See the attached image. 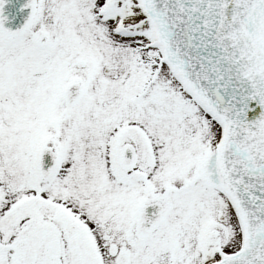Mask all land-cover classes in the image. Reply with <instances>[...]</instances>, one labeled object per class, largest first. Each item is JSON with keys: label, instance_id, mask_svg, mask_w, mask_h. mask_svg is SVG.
I'll return each mask as SVG.
<instances>
[{"label": "snow or ice", "instance_id": "snow-or-ice-1", "mask_svg": "<svg viewBox=\"0 0 264 264\" xmlns=\"http://www.w3.org/2000/svg\"><path fill=\"white\" fill-rule=\"evenodd\" d=\"M0 0V264H264V0Z\"/></svg>", "mask_w": 264, "mask_h": 264}, {"label": "water", "instance_id": "water-1", "mask_svg": "<svg viewBox=\"0 0 264 264\" xmlns=\"http://www.w3.org/2000/svg\"><path fill=\"white\" fill-rule=\"evenodd\" d=\"M24 3V0H9L6 5L5 14L9 17L8 25L11 27H16L22 23V17L26 15L27 10L23 13L19 11L20 6Z\"/></svg>", "mask_w": 264, "mask_h": 264}]
</instances>
